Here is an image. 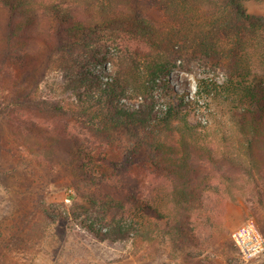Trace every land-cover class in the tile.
I'll return each instance as SVG.
<instances>
[{"label": "trees", "instance_id": "obj_1", "mask_svg": "<svg viewBox=\"0 0 264 264\" xmlns=\"http://www.w3.org/2000/svg\"><path fill=\"white\" fill-rule=\"evenodd\" d=\"M196 12L207 25L201 50L224 78L197 77L194 97L169 95L167 77L177 65L164 53L124 52L113 69L98 53L102 40L158 50L160 21ZM52 64L62 69L66 95L32 93L29 81ZM7 79L0 115L9 114L20 134L39 135L43 160L67 166L90 188L79 192L84 201L76 208L96 213L79 223L99 240L168 235L200 254L215 236L213 209L234 187L233 175L255 182L256 156L264 155V18L242 0H0V85ZM203 103L244 133L246 160L232 150L225 123L210 129L197 117ZM22 108L50 123L40 130L23 122L15 113ZM69 118L84 129L77 132ZM97 145L113 146L111 156L101 159Z\"/></svg>", "mask_w": 264, "mask_h": 264}, {"label": "rangeland", "instance_id": "obj_2", "mask_svg": "<svg viewBox=\"0 0 264 264\" xmlns=\"http://www.w3.org/2000/svg\"><path fill=\"white\" fill-rule=\"evenodd\" d=\"M242 5L252 15L264 18V0H242ZM152 11L153 16L161 19L160 10ZM160 22L163 42L158 50L148 51L140 44L128 45L127 49L102 40L96 47L100 55L111 59L105 62L107 69L115 68L113 61L124 52L141 57L147 56V52L164 53L177 65L167 77L169 95L176 102L180 94L195 96L197 77L223 80L216 60L201 50L207 25L199 12L187 20ZM35 79L37 86L34 80L29 81V86L36 95L50 98L67 93L62 69L57 64L39 72ZM9 83L7 79L0 85V102L10 96ZM128 101L138 103L137 99ZM201 105L204 112H198L197 117L210 129H217V122L225 123L231 133L232 150L246 160L244 133L227 117L217 119L210 114L213 110L209 104ZM15 113L40 130L50 123L48 116L34 110L22 108ZM9 118V114L0 115V264H264V254L245 257L235 240L237 232L248 225L264 238L262 153L256 156L255 182L243 173L233 175L234 187L229 185L225 198L213 209L215 236L200 254L195 250L187 252V247L173 243L168 235L103 241L79 223L82 217L96 216L95 212L84 213L76 208L84 201L79 192L88 193L90 188L75 181L67 166L46 163L39 135L20 134L13 130ZM68 123L74 124L77 132L84 129V124L74 119L69 118ZM215 133L220 136L219 131ZM113 150L111 145H97L101 157L95 153L103 159L111 156Z\"/></svg>", "mask_w": 264, "mask_h": 264}, {"label": "built area", "instance_id": "obj_3", "mask_svg": "<svg viewBox=\"0 0 264 264\" xmlns=\"http://www.w3.org/2000/svg\"><path fill=\"white\" fill-rule=\"evenodd\" d=\"M235 238L245 257H257L264 254V238L252 225L243 226Z\"/></svg>", "mask_w": 264, "mask_h": 264}]
</instances>
